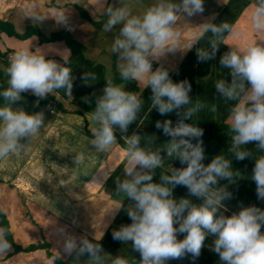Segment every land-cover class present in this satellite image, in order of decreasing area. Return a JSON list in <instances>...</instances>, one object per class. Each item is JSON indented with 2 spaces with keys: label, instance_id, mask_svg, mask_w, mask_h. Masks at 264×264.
Wrapping results in <instances>:
<instances>
[{
  "label": "clouds",
  "instance_id": "obj_1",
  "mask_svg": "<svg viewBox=\"0 0 264 264\" xmlns=\"http://www.w3.org/2000/svg\"><path fill=\"white\" fill-rule=\"evenodd\" d=\"M102 3L105 5V0ZM204 3L205 0H153L142 14L136 15L117 0L118 6L105 5L102 11L106 18L103 30L116 29L111 52L116 57L120 80L134 81L142 90L150 89V112L154 109L160 116H176L175 121L166 118L155 122V128L169 138L164 143L155 142V133L148 136L133 129L129 134L141 110L143 91H127L111 80L105 81L91 110L95 124L90 129L91 148L100 153L113 150L117 132L125 145L122 178L114 183L115 194L128 202L124 207L131 222L114 228L111 236L139 253L138 264H167L185 256L195 260L209 236L213 240L207 248L217 254L220 264H264V207L241 205L238 211L224 214V201L232 198L229 185L241 175L233 166V158L254 159L248 179L255 183L257 200L264 201V43H257L264 42V0H257L251 12L252 27L262 38L243 48L229 46L218 60L230 77L215 81V92L233 102L228 114L230 156L220 152L210 162H204L203 128L193 122V117L205 104L190 96L192 86L187 79L174 81L163 65L153 69L160 57L177 50L183 53L195 48L198 61L215 60L223 38L236 32L226 21L214 23L213 17L196 26L198 39L210 34L207 47H196L198 40L196 44L185 42L182 49L177 46L178 18L203 13ZM21 12L36 24L47 19L26 8ZM55 20L67 26V15ZM61 57L63 63L46 58L40 48L23 46L10 54L2 73L5 82L0 84V158L24 152L44 128L42 111L29 113L13 106L22 99V93L30 92L39 100L54 96L60 89L71 92L74 77L69 57ZM82 79L92 84L88 81L94 78L84 73ZM24 139L28 143H21ZM253 143L255 147L250 150L248 146ZM74 154L73 163L81 165L82 155ZM166 159L179 161L181 166L171 164L166 173L154 179L156 169L163 167ZM221 180L227 183L220 184ZM177 186L186 188L188 195H174ZM120 208L111 213L113 217ZM57 231L61 235L60 249L74 257L73 264H80L82 256L87 257L84 264H105V257L110 256L98 243L101 237L77 236L63 228ZM9 248L0 235V254ZM110 257L109 264H130L124 256Z\"/></svg>",
  "mask_w": 264,
  "mask_h": 264
},
{
  "label": "crops",
  "instance_id": "obj_2",
  "mask_svg": "<svg viewBox=\"0 0 264 264\" xmlns=\"http://www.w3.org/2000/svg\"><path fill=\"white\" fill-rule=\"evenodd\" d=\"M230 1L232 0H205L203 13L178 18L177 46L182 49L185 42L196 44L198 40L196 26L213 17L214 22ZM238 1L245 4L232 24L236 29L235 34L225 36L223 40L227 48L232 45L247 47L262 38L253 29L251 22V12L257 0ZM76 5L83 7L92 19L100 22L106 19L102 15L105 5L118 6L117 0H105V5L102 0H0V19L12 23L19 33H23L29 25H37L45 35L60 29L68 30L84 45L86 57L106 67V78L109 80L113 76L114 65L118 70L116 57L110 53L111 61H113L110 64L112 67L110 74H108L107 66L99 61L98 57L106 53V43H112L116 29L105 32L103 25L94 26L81 16ZM127 7L130 9L129 4ZM25 8L47 19L36 24L32 18L24 17L21 9ZM60 15H67V26L55 20ZM257 43L264 42L257 41ZM21 46L30 47V50L40 48L46 53V58L54 59L59 63H63L61 56L70 57L71 55L69 47L63 40L41 42L37 35L19 39L0 31V81L2 83L5 82L2 73L8 64L10 54L15 48ZM189 51L182 53L177 50L166 53L153 63V69L163 65L172 73H177ZM227 76L228 70L222 68L220 75L213 76L212 79L214 81L222 78L230 79ZM120 86L123 87V85ZM53 95L38 100L30 92L22 93V99L13 106L23 108L29 113L42 111L44 128L32 138L24 152L0 158V211L9 222L14 242L25 248L31 244L47 241L53 256L47 254L46 248L15 252L14 246L10 244L6 253L0 254V264H55V258L62 260V264H73L74 257L65 255L58 244L61 235L57 230L60 228L77 236L87 235L90 239L94 236L96 239L101 237L98 243L101 244L103 252L113 257L119 255L103 245L102 239L115 223L124 201L123 197L115 194L114 181L122 178V168L126 163L123 152L125 145L117 138L113 150L104 153L93 150L89 142L90 129L95 127L91 120V110L95 104L82 108L73 103L72 96L65 98L58 92ZM57 103H61L63 109L58 107ZM52 109L55 112H61V115L53 113ZM208 111L217 112L211 107H204L196 114L203 112L201 113L203 116L207 115ZM225 123H230L228 118ZM200 124H204L200 125L203 128V144L210 146L214 141V138H211L214 133H210L208 127L210 128L213 123L208 120V124L204 122ZM142 134L150 136L153 133L143 129ZM219 135L221 143L230 141L228 138L231 134L228 128L222 127ZM157 138L160 141L164 139ZM21 143H28V141L24 139ZM77 152L83 157V162L79 166L73 163L74 153ZM205 153L204 162L208 163L210 160L207 157L211 151L205 149ZM228 156H230L229 153L225 155V157ZM234 160L236 159H232L233 166L240 171L241 175L236 183L229 185L232 198L224 201L226 211L232 213L238 211L241 205L249 204L262 207V201L256 198L255 183L248 179L254 164L251 166L250 161L247 160L239 167L238 164H234ZM171 164L173 167L181 166L174 162ZM171 164L165 169L168 170ZM219 183L225 184L227 181L221 180ZM193 199L196 198L193 197ZM118 208L120 209L113 217L111 213ZM0 235L5 239L2 228H0ZM212 240L213 237L209 236L206 239L208 244L201 249L200 256L195 260L185 256L187 261L183 264H199L200 261L204 264H220L217 254L207 248L211 247L209 243ZM110 256L105 257V264H109ZM86 259V256L80 257V264H84Z\"/></svg>",
  "mask_w": 264,
  "mask_h": 264
},
{
  "label": "trees",
  "instance_id": "obj_3",
  "mask_svg": "<svg viewBox=\"0 0 264 264\" xmlns=\"http://www.w3.org/2000/svg\"><path fill=\"white\" fill-rule=\"evenodd\" d=\"M244 4H245L244 2H239V1L237 2V0L230 1L219 13L214 23L226 21L230 25H232L239 16L240 12L242 11ZM76 7L80 12L81 16L89 20L94 26L100 27L103 25L104 19L102 22L95 21L89 16L88 12L83 7L79 5H76ZM0 31L5 32L9 36H15L19 39H26L32 35H37L41 42L63 40L71 51V55L69 57V67L74 77L73 88L71 89V92H68L65 89H60L57 92L65 98L72 96L73 103H75L76 105L82 108H88L92 104H95V97L100 94V90L103 88L105 81L108 80L106 78V67L103 64L97 63L94 60L86 57L84 53V45L80 41L75 39L74 36L68 30L60 29L52 32L50 35H45L37 25H29L27 26L26 30L23 33H19L14 29L12 23L0 19ZM209 35L210 34H206L202 38H199L198 45H196V47H207V40ZM227 50L228 48L225 46L224 43H222L217 51L215 60H209L208 62H200L197 59L195 48H193V50H190L187 53V55L184 57L177 73H172L169 70V74L174 81L187 79L191 83L192 87H191L190 96L204 103L205 107H211L212 109L214 108L217 111V112L208 111V114L207 115L204 114L203 116L201 114L203 112H201L199 114H195L193 117V122H199V126L204 125V124H200L202 122L208 124V120L213 123L211 124L210 128L208 127V131L210 133H214L213 137H211L214 138V141L210 144V146L204 145V149L211 151L209 157H207V159L209 160L213 156L219 154L220 152L221 155L224 156L228 155L229 153L227 151V144L230 141L221 143L219 132L222 127L224 129L228 128L229 130V124H226L225 121L228 118L229 108L233 102L221 98L215 92V81L212 79L213 76L218 77L220 75V70H222V67L219 66L218 60L219 57ZM84 73L90 74L91 77L94 78L88 81L89 83L92 84H88L84 82V80L82 79ZM109 80H111L114 84L123 85V88L127 91H136V92L143 91L141 95L144 100L141 106V110L137 114V119L134 122V124L130 126L129 134L133 131V129L140 132L141 134L143 129H147L149 132L151 131L152 133H155L156 137L164 138V139L161 138L163 139L161 141L157 138V140L155 141L157 144L166 142L167 139L169 138L163 136L160 130L155 128V122L156 120H163L166 118H171L173 121H175L176 119L175 114L172 113V114H168L167 116H160L154 109L150 112V108H151V104L149 101L150 89H144V90L139 89L134 81H121L119 78L118 70L116 69L115 65H114L113 76ZM0 84L3 83L0 81ZM57 105L58 107L63 109L61 103H57ZM204 116L208 117V119H206ZM218 124H220L222 127L220 128ZM117 138L124 145L123 140L120 139L119 132H117ZM248 147L251 150L255 147V144L254 143L250 144ZM247 160L250 161L249 164L251 166L254 164V159H248V158L242 161L234 160V164H238L240 167V165L244 164ZM172 162L179 164V161H170V159H166L163 164L164 168L161 167L156 169L157 175L156 177H154V179H158L159 174L166 173L167 170L165 169V167H168V165L171 164ZM174 195L180 197V196H187L188 194L186 188L182 186H177L174 189ZM193 200L199 202L196 199ZM127 203H128L127 201H123L121 212L117 217L115 223L109 228L108 232L102 239V244L105 245L112 252L128 258L131 264H138V260L140 259L139 253L135 252L130 247V244L123 245L122 242L113 240L111 236V232L114 228L119 227V225L121 224H126L131 222L126 214L124 207V205H126ZM262 207H264V201H262ZM224 214L230 215L232 213L229 211H225ZM0 228L3 229L4 237L7 240V242L14 246L15 252L22 250L30 251V250H35L37 248H46L47 254L49 256H53V254L49 250L50 245L47 241H41L36 244H31L25 248H23L21 245L16 244L13 240V235L10 230L9 222L6 216L4 215V213L1 211H0ZM261 231H264V226H262ZM178 238H182V235L179 236ZM211 243H209L210 246ZM205 244L207 245L208 242L206 241ZM185 261H187V259L183 257L181 262L180 259L179 260L177 259V260H170L167 262V264H183V262ZM200 262L201 263L199 262L198 263L204 264V262L202 261ZM62 263H63L62 260H60L59 258H55V264H62Z\"/></svg>",
  "mask_w": 264,
  "mask_h": 264
},
{
  "label": "rangeland",
  "instance_id": "obj_4",
  "mask_svg": "<svg viewBox=\"0 0 264 264\" xmlns=\"http://www.w3.org/2000/svg\"><path fill=\"white\" fill-rule=\"evenodd\" d=\"M122 2L126 6L129 4L130 11L132 14L140 15L153 3V0H122ZM107 36H108V33H107ZM111 44L112 43L107 42L105 46L106 53H102L101 56L98 57V60L103 62L107 66L108 74H110L109 72L111 71V68H112L110 67V64L113 63L110 57V53L112 52H109L111 51ZM55 113H57L58 116L61 115V112L57 111Z\"/></svg>",
  "mask_w": 264,
  "mask_h": 264
},
{
  "label": "built area",
  "instance_id": "obj_5",
  "mask_svg": "<svg viewBox=\"0 0 264 264\" xmlns=\"http://www.w3.org/2000/svg\"><path fill=\"white\" fill-rule=\"evenodd\" d=\"M53 113L55 112L54 109L51 110ZM57 114V113H56Z\"/></svg>",
  "mask_w": 264,
  "mask_h": 264
}]
</instances>
